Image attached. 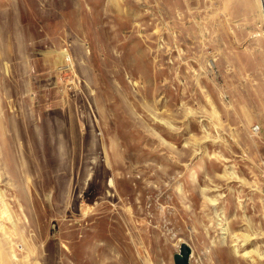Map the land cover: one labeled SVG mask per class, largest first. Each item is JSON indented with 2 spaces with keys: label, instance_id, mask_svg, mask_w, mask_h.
<instances>
[{
  "label": "rangeland",
  "instance_id": "1",
  "mask_svg": "<svg viewBox=\"0 0 264 264\" xmlns=\"http://www.w3.org/2000/svg\"><path fill=\"white\" fill-rule=\"evenodd\" d=\"M263 160L264 0H0V264H264Z\"/></svg>",
  "mask_w": 264,
  "mask_h": 264
},
{
  "label": "water",
  "instance_id": "2",
  "mask_svg": "<svg viewBox=\"0 0 264 264\" xmlns=\"http://www.w3.org/2000/svg\"><path fill=\"white\" fill-rule=\"evenodd\" d=\"M175 264H190V251L187 246L181 248L180 254L175 255Z\"/></svg>",
  "mask_w": 264,
  "mask_h": 264
},
{
  "label": "bare ground",
  "instance_id": "3",
  "mask_svg": "<svg viewBox=\"0 0 264 264\" xmlns=\"http://www.w3.org/2000/svg\"><path fill=\"white\" fill-rule=\"evenodd\" d=\"M262 5V4H261ZM65 52V51H64ZM68 55V54H67ZM56 57H57V55H56ZM69 58V57H68ZM65 68V67H64ZM213 204V203H212ZM235 246H238L236 243L234 244V245H232V247L234 248V250H235ZM243 246V245H242ZM227 247H231V246H229V245H227ZM226 247V248H227ZM231 247V248H232ZM233 248H232V250H233ZM236 252H237V250H235ZM231 252V251H230ZM230 252H228L229 254H230ZM231 255V254H230ZM259 258V257H258Z\"/></svg>",
  "mask_w": 264,
  "mask_h": 264
},
{
  "label": "built area",
  "instance_id": "4",
  "mask_svg": "<svg viewBox=\"0 0 264 264\" xmlns=\"http://www.w3.org/2000/svg\"><path fill=\"white\" fill-rule=\"evenodd\" d=\"M262 167H263V171H264V160L262 161Z\"/></svg>",
  "mask_w": 264,
  "mask_h": 264
}]
</instances>
